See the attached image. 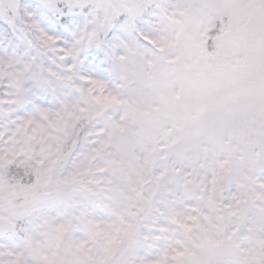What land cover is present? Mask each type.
I'll list each match as a JSON object with an SVG mask.
<instances>
[{
  "label": "snow or ice",
  "instance_id": "6c2138e0",
  "mask_svg": "<svg viewBox=\"0 0 264 264\" xmlns=\"http://www.w3.org/2000/svg\"><path fill=\"white\" fill-rule=\"evenodd\" d=\"M0 264H264V0H0Z\"/></svg>",
  "mask_w": 264,
  "mask_h": 264
}]
</instances>
